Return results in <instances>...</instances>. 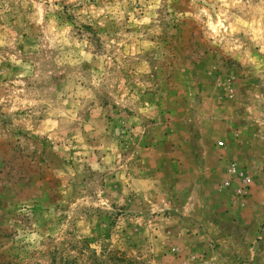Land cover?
<instances>
[{
  "label": "rangeland",
  "instance_id": "374dc122",
  "mask_svg": "<svg viewBox=\"0 0 264 264\" xmlns=\"http://www.w3.org/2000/svg\"><path fill=\"white\" fill-rule=\"evenodd\" d=\"M0 264H264V0H0Z\"/></svg>",
  "mask_w": 264,
  "mask_h": 264
},
{
  "label": "built area",
  "instance_id": "2783aa9c",
  "mask_svg": "<svg viewBox=\"0 0 264 264\" xmlns=\"http://www.w3.org/2000/svg\"><path fill=\"white\" fill-rule=\"evenodd\" d=\"M221 142H222L221 140H218V144H221Z\"/></svg>",
  "mask_w": 264,
  "mask_h": 264
}]
</instances>
